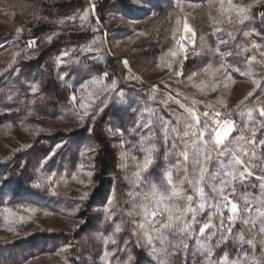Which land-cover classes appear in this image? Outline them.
Returning <instances> with one entry per match:
<instances>
[{
	"label": "rangeland",
	"instance_id": "rangeland-1",
	"mask_svg": "<svg viewBox=\"0 0 264 264\" xmlns=\"http://www.w3.org/2000/svg\"><path fill=\"white\" fill-rule=\"evenodd\" d=\"M83 2L68 12L55 13L36 28L24 16L16 18L17 12L26 10L24 5L28 7L24 0H0V264H105L106 250L112 253L111 264H217L225 254L231 260L243 253L247 257L241 264H264V233L259 232L261 218L255 212L257 207L264 211V205L253 203L252 211L235 224L227 221L224 209L220 229L224 240L216 245L213 238L211 257L200 252L197 239L182 235L169 237L164 251L153 256L143 235H133L139 231L133 222L139 224L141 217L133 211L129 196L140 191L134 186L137 168L132 157L143 159L139 142L149 134L144 124L150 125L159 154L143 178L159 184L165 181L166 169L183 167L178 150L164 143L162 122L172 120L175 126L178 116H187L185 108L200 114L219 111L224 119H232L235 129L229 148L235 147L236 137L252 140L255 130L256 143L247 146L254 155L239 154L253 175L237 180L234 192L229 188L225 194L241 208L246 198L261 196L264 146L259 141L264 139V117L254 111L249 121L247 109L264 107V0H233V4L252 5L243 24L222 19L220 0ZM160 10L168 21L163 29L171 44L147 63L129 61L128 55L140 53L142 40L158 43L161 25L149 20ZM85 11L89 12L86 21L81 20ZM185 21L194 35L184 32ZM145 22L154 25L150 32L141 29ZM33 40L36 43L29 47ZM180 44L185 45L187 59ZM170 50L179 55L173 59ZM66 51L69 55L58 63L57 57ZM169 60L171 69L166 66ZM94 78L101 88H110L115 81L124 99L110 103L94 122L88 118L82 122L78 102L84 98L87 103ZM73 93L77 102L70 99ZM98 95L104 99V93ZM179 127L182 132L183 126ZM197 130L193 124L192 131ZM101 133L114 149L118 167L100 199L93 198L92 177ZM58 144L61 147L56 148ZM209 168L215 171V161ZM41 172L45 178L54 174L53 182L34 187ZM84 192L88 197L82 200ZM214 213V208L206 207L198 219L203 222L213 215L218 224ZM243 219L256 220V225H246ZM117 224L122 230L113 236ZM109 236L115 244L105 243Z\"/></svg>",
	"mask_w": 264,
	"mask_h": 264
},
{
	"label": "snow or ice",
	"instance_id": "snow-or-ice-1",
	"mask_svg": "<svg viewBox=\"0 0 264 264\" xmlns=\"http://www.w3.org/2000/svg\"><path fill=\"white\" fill-rule=\"evenodd\" d=\"M251 7L252 5L233 4V0H227V7H225V0H220L218 12L222 19L229 24H243L249 19L248 13ZM233 14L235 19H233ZM88 17L89 12L85 11L81 20L86 21ZM60 23L62 24L64 21L62 20ZM183 27L186 34L191 33L194 35L193 29L186 21ZM21 31L22 29H17L18 33ZM244 35L247 36L249 33L245 32ZM52 38V36L48 37L49 42H51ZM184 39L187 40V35ZM35 43L36 41L34 40L29 41V47ZM180 48L185 51V59H187L185 45L180 44ZM68 55L67 51L64 52L57 57V62L63 63V57ZM168 55L175 59L179 52L170 50ZM124 63L127 64V61H124ZM166 66L171 69L172 61L169 60ZM236 71H239V69H236ZM250 74L245 73V75ZM103 75L107 77L108 73L105 72ZM195 75L193 73L188 79L191 80ZM136 79H139V77H136ZM90 83L93 91L88 93L87 103L84 102V98H81L78 102L79 107L83 109V115L79 116L82 122L86 118L94 122L96 117L103 113L110 103L124 99L123 94L116 91L115 81L110 88H101V82L95 78ZM253 83L259 87L258 81L253 80ZM81 87L84 86L81 85ZM211 90H216L215 85L211 86ZM32 91L36 92L37 87L33 86ZM101 92L104 93V99L99 98L98 94ZM251 95L252 93H249V96ZM70 99L73 102H77L75 93L72 94ZM193 103L196 102L193 101ZM254 111H258L259 116L264 117V107L248 108L247 118L249 121L253 119ZM185 112L187 116L183 114L178 116L175 126L172 120H164L162 122L164 143L165 145L170 144L173 150H178L183 164L182 168L179 165H175L166 169L163 173L165 181L159 184L149 182L143 178L159 154V149L152 142L151 127L148 124H144L143 127L148 128L149 134L142 136L139 142V150L144 154L143 159L137 160L135 156L132 157L136 161L137 168L134 173V186L139 188L140 191L130 192L129 196L133 198V211H135L137 216L141 217L139 224L133 222L134 227L139 229V231H134L133 235H143L150 246V254L153 256H158L159 253L164 251V245L169 242V237L182 235L188 239H197L200 244V252L206 257H211L213 245L210 242L213 241V238L216 237V245H219L224 240V236L220 232V229L224 226V209L228 212L227 221L230 224H235L245 213L252 211L253 203L258 202L264 205V184H261V196L252 197L251 199L246 198L243 208L236 201L230 199L229 195L225 194L229 188L234 192L233 185L237 180L244 181L248 176L253 175L248 167L244 165V161L239 154L254 155V153L248 151L247 146L256 143L254 139L255 130L252 133V140H246L243 136L236 137L232 141L235 147L229 148L227 143L235 129V122L232 119H224L219 111L205 110L200 114L194 108H185ZM201 115L204 117L203 120H201ZM193 124L198 125L197 131H192ZM179 126H183L182 132ZM116 131L122 132L121 129ZM241 141L244 142L243 145L240 143ZM259 144L264 146V139L260 140ZM22 147L29 148L31 145H23ZM59 147L61 145H56V148ZM214 161L217 164V168L212 171L209 165ZM240 167H243V170H240ZM53 175L45 178L41 172L39 180L33 186L41 187L43 184L53 182ZM88 175L91 176V173ZM259 179L264 181V176ZM87 197L88 193L84 192L81 199L83 200ZM206 207L215 209L214 215L219 217L218 224L214 222L213 215H208L207 220L203 222L198 219L199 212ZM4 211L8 212L9 210L5 209ZM255 212L261 218L259 232L264 233V211L257 207ZM129 215L131 216L132 213H129ZM109 219H111V214ZM21 221H23V217H21ZM242 222L253 227L256 225V220L253 219H243ZM197 225L199 226L198 233L195 232ZM121 230V225L117 224L114 228L113 236L121 232ZM113 236H109L105 243L115 244L116 241ZM200 237H204V239L201 240ZM241 240H243V237H241ZM156 242L161 244L160 248L155 246ZM247 243L252 244V241ZM184 246L187 247L186 244ZM111 255L112 253L107 250L104 252L103 259L105 264H111L109 260ZM246 257L247 253H243L235 259L229 260L228 255L225 254L217 264H241ZM129 261H131V257H129ZM209 264H211V261Z\"/></svg>",
	"mask_w": 264,
	"mask_h": 264
},
{
	"label": "trees",
	"instance_id": "trees-1",
	"mask_svg": "<svg viewBox=\"0 0 264 264\" xmlns=\"http://www.w3.org/2000/svg\"><path fill=\"white\" fill-rule=\"evenodd\" d=\"M25 4L23 12H17L16 18H21L24 16L25 21H29L30 27L36 25L39 28L41 23L47 22L53 19L55 13L68 12L82 5L83 0H24ZM41 14V16H38ZM17 18V19H18ZM43 18V19H41ZM45 19V20H44ZM155 22V24H160L161 27L158 28V43L151 44L148 39H144L140 42L139 48L140 53L128 55L129 61H135L136 63H147L149 62L160 50H165L171 44L169 40V35L166 30L168 25L165 13L160 10L158 16L154 19L149 20ZM141 29L145 32H150L154 25L150 22L143 23ZM98 147L94 156V175L92 181L95 184V188L92 192L93 198H102L104 191L107 187L111 185V177L114 173H117L118 160L115 155V151L110 145L106 136L101 133L98 136Z\"/></svg>",
	"mask_w": 264,
	"mask_h": 264
}]
</instances>
